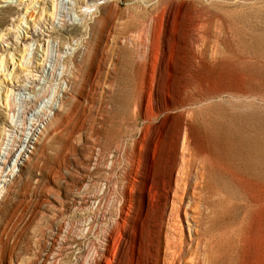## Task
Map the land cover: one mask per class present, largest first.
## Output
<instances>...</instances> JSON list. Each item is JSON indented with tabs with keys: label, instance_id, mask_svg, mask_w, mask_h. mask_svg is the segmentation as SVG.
<instances>
[{
	"label": "rangeland",
	"instance_id": "374dc122",
	"mask_svg": "<svg viewBox=\"0 0 264 264\" xmlns=\"http://www.w3.org/2000/svg\"><path fill=\"white\" fill-rule=\"evenodd\" d=\"M95 4L0 0V150L17 145L41 110L60 109L22 166L6 175L14 162L0 164V264L98 261L109 223L128 200L139 206L127 179L159 183L177 133L184 160L216 153L203 126L264 142V0ZM212 158V180L231 194L206 204L218 208L196 226L201 243L187 264H264V175ZM261 162L264 174V148ZM189 222L182 216L186 239ZM115 256L126 263L120 248Z\"/></svg>",
	"mask_w": 264,
	"mask_h": 264
},
{
	"label": "bare ground",
	"instance_id": "6f19581e",
	"mask_svg": "<svg viewBox=\"0 0 264 264\" xmlns=\"http://www.w3.org/2000/svg\"><path fill=\"white\" fill-rule=\"evenodd\" d=\"M97 1L100 0H89L95 6V10L99 9V6L95 4ZM101 18L107 19V11L101 13ZM83 30H85V25L70 26L64 29L74 35L80 34ZM151 37L152 30L148 29L147 24L143 38L145 48L143 50L146 54L143 69L146 82L151 76L149 59L151 46L147 44ZM58 111H60L59 106L55 109L49 107L48 110H41L28 128L21 129V137L15 140L18 142L17 145L1 148L0 164L7 163L8 165L14 162L6 175L13 173L12 170L16 165L22 166L23 162L34 154L39 135L47 129V123L49 125L51 121L55 122L58 119L56 116ZM203 128L209 131L208 141L216 153L193 152L189 153L187 159L184 160L182 147L178 146L180 136L177 133L171 148L170 161L159 183L150 181L137 185L134 178L127 179L126 187L129 191L136 190L142 193V197L138 200L139 206L135 205V199L128 200L125 208L120 210L117 220L109 223L107 240L102 244L98 261L94 258L93 264H113L117 248H120V252L125 256V264H187L188 259L190 260L191 256L196 254L201 243L200 235L198 231H195L196 226L203 221L208 223L211 218L210 214H215L218 208L216 205L208 208L207 205L215 202L214 194L217 191L228 196L231 194L227 185L212 180L213 170L210 166L213 162L212 156L220 161L223 160L230 166L238 161L240 164L237 167L244 174L262 178L264 174L261 160L264 142L261 138L253 134L225 130L222 126L220 129H208L204 126ZM26 129L28 131H25ZM131 162H134V158ZM178 165L181 168L174 172ZM1 169L3 167H0ZM193 199L197 202H192ZM202 200H204L205 210L199 211ZM133 215H135L133 219L138 224L136 226L127 222V219ZM182 216L186 222L190 221L187 223L186 230L189 233L187 239L183 235ZM119 229L122 232H119ZM144 230L147 233L146 243L142 245L138 233ZM115 237L119 239L117 247L114 244ZM141 258H145V261Z\"/></svg>",
	"mask_w": 264,
	"mask_h": 264
}]
</instances>
